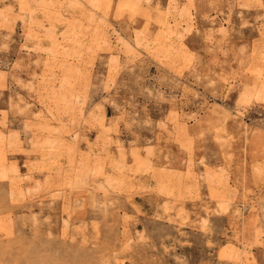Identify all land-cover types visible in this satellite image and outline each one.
<instances>
[{
  "label": "rangeland",
  "instance_id": "1",
  "mask_svg": "<svg viewBox=\"0 0 264 264\" xmlns=\"http://www.w3.org/2000/svg\"><path fill=\"white\" fill-rule=\"evenodd\" d=\"M0 264H264V0H0Z\"/></svg>",
  "mask_w": 264,
  "mask_h": 264
},
{
  "label": "bare ground",
  "instance_id": "2",
  "mask_svg": "<svg viewBox=\"0 0 264 264\" xmlns=\"http://www.w3.org/2000/svg\"><path fill=\"white\" fill-rule=\"evenodd\" d=\"M54 40H55V39H54ZM54 42L56 43V40H55V41H53V43H54ZM257 133H259V132H257ZM253 134H254V133H253ZM254 135H255V134H254ZM254 137H255V136H254Z\"/></svg>",
  "mask_w": 264,
  "mask_h": 264
}]
</instances>
